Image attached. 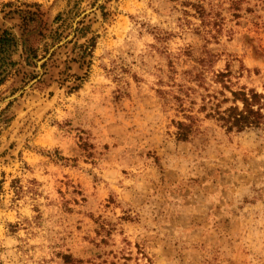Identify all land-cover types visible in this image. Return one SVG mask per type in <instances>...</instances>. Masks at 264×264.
Listing matches in <instances>:
<instances>
[{
	"label": "rangeland",
	"instance_id": "1",
	"mask_svg": "<svg viewBox=\"0 0 264 264\" xmlns=\"http://www.w3.org/2000/svg\"><path fill=\"white\" fill-rule=\"evenodd\" d=\"M4 32L0 264H264V120L219 118L264 95V0H0Z\"/></svg>",
	"mask_w": 264,
	"mask_h": 264
},
{
	"label": "trees",
	"instance_id": "2",
	"mask_svg": "<svg viewBox=\"0 0 264 264\" xmlns=\"http://www.w3.org/2000/svg\"><path fill=\"white\" fill-rule=\"evenodd\" d=\"M13 42V37L9 32H4L0 38V58L2 54L6 53L8 47H11L10 44ZM233 100L235 102L239 101L242 103V110H239L237 106L227 109L228 116L224 117L220 115L219 118L223 121H229L234 117H243L248 116L252 118L264 120V115L261 114L262 107L264 104H260L261 100H264V95L258 94L256 92H251V94H246L245 92H232ZM259 105V106H257ZM255 106H257L256 109ZM181 128H187L183 123L178 124ZM182 139L187 138V133H181Z\"/></svg>",
	"mask_w": 264,
	"mask_h": 264
}]
</instances>
